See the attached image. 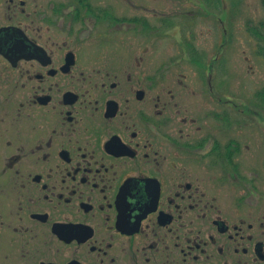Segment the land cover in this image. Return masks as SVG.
<instances>
[{
    "label": "flooded vegetation",
    "instance_id": "1",
    "mask_svg": "<svg viewBox=\"0 0 264 264\" xmlns=\"http://www.w3.org/2000/svg\"><path fill=\"white\" fill-rule=\"evenodd\" d=\"M161 16L153 0H0V264H264L246 145L210 151L195 113L133 54ZM220 178L245 189L222 201Z\"/></svg>",
    "mask_w": 264,
    "mask_h": 264
},
{
    "label": "rangeland",
    "instance_id": "2",
    "mask_svg": "<svg viewBox=\"0 0 264 264\" xmlns=\"http://www.w3.org/2000/svg\"><path fill=\"white\" fill-rule=\"evenodd\" d=\"M153 1L155 22L165 14L168 25L150 48L140 43L146 41L139 34L138 49L132 50L133 54L149 66L154 65L155 89L173 91L178 106L182 100L189 112L195 113L202 134L210 139V151L212 145L225 146L228 136H233L236 144L246 145L239 146L237 155L241 174L250 186L245 195L250 201L251 214L257 215L253 214V208L264 209V0ZM118 35L121 36L108 32V53L117 54L125 49ZM124 53L121 50V56ZM4 64L0 54V76L5 71ZM4 99L0 81L1 132L4 112L8 109ZM2 139L0 136V143ZM2 165L0 155V170ZM219 181V199L226 202H231L244 187L237 181L235 186L231 185L227 178ZM208 185L215 186L210 181ZM232 186L234 189L228 190Z\"/></svg>",
    "mask_w": 264,
    "mask_h": 264
}]
</instances>
